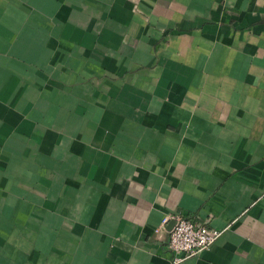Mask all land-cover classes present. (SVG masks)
<instances>
[{"label":"crops","instance_id":"1","mask_svg":"<svg viewBox=\"0 0 264 264\" xmlns=\"http://www.w3.org/2000/svg\"><path fill=\"white\" fill-rule=\"evenodd\" d=\"M264 264V0H0V264Z\"/></svg>","mask_w":264,"mask_h":264},{"label":"built area","instance_id":"2","mask_svg":"<svg viewBox=\"0 0 264 264\" xmlns=\"http://www.w3.org/2000/svg\"><path fill=\"white\" fill-rule=\"evenodd\" d=\"M168 224L167 246L171 252L170 264H176L186 257L207 248L220 234L219 228L181 215L167 213L160 218L159 226Z\"/></svg>","mask_w":264,"mask_h":264}]
</instances>
